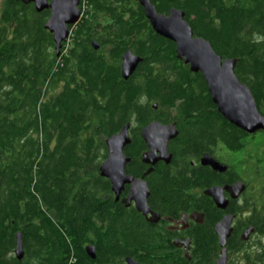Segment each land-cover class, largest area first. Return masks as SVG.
Returning a JSON list of instances; mask_svg holds the SVG:
<instances>
[{
  "label": "trees",
  "instance_id": "16d2710c",
  "mask_svg": "<svg viewBox=\"0 0 264 264\" xmlns=\"http://www.w3.org/2000/svg\"><path fill=\"white\" fill-rule=\"evenodd\" d=\"M1 1L0 264H89L85 245L94 248L100 264H114V255L132 256V250L152 240L144 236L146 230L132 229L119 210L114 223L110 185L98 168L106 159L105 140L130 122L126 150L132 162L139 160L138 130L148 125L154 101L178 130L168 146L170 166L155 169L159 199L188 203L197 190L196 209L205 211L202 192L218 180L206 168H185L218 147L244 150L256 160L255 174L264 177V132L248 136L218 114L202 76L176 60L174 46L154 35L140 8L132 12L135 0H114L117 63L128 50L144 59L128 81L110 67L113 62L104 63L92 51L89 42L98 24L83 19L71 27L67 51L62 46L57 56L44 29L47 12ZM149 1L159 14L182 11L195 37L222 59L236 60L234 74L264 116V0ZM104 11L90 9L94 17ZM149 62L167 69L151 71ZM16 234L23 259H3L15 250ZM196 239L200 259V247L210 243L209 229H200ZM203 257L199 264L208 263V255ZM247 264L253 259L248 257Z\"/></svg>",
  "mask_w": 264,
  "mask_h": 264
},
{
  "label": "flooded vegetation",
  "instance_id": "af4514ba",
  "mask_svg": "<svg viewBox=\"0 0 264 264\" xmlns=\"http://www.w3.org/2000/svg\"><path fill=\"white\" fill-rule=\"evenodd\" d=\"M51 1L52 0H46L48 5L51 3ZM75 1H78L76 8L80 12L79 22L83 19H86L91 21L92 24L99 25L94 34L95 38L93 40H90L89 42L92 51L96 52L98 56L103 59L104 63L108 61V63L113 62L110 67H112L116 71L119 70L121 75V61L124 53L121 55L119 64L117 63L116 55L114 57V24L117 22V18L114 17V0L98 2H90L89 0ZM159 1L161 0H155V2ZM20 3L22 5H28L33 7L35 11L33 3ZM135 3L137 6L133 7L132 12L134 11V9L140 8L142 10L141 12H143L144 15V11L138 4L137 0H135ZM100 7L108 9V12H100V14L94 17L92 12H90V9H99ZM171 9L174 8H170L169 11ZM169 11L166 14H158L167 16ZM42 12H47L48 19L50 15V10L46 9ZM129 15L130 13H128V16ZM144 19L148 23L145 18V15ZM154 35L157 36L155 33ZM142 36L148 37L150 36V34H144ZM157 37L164 41L165 45L169 44L172 47L174 46L173 53L176 57L175 45L166 39H163L159 36ZM92 43H95V49L93 48ZM131 54L141 59V62L139 64H141L144 60L132 52ZM110 57H113V59L111 60ZM177 61L182 62L179 60ZM147 65L148 69L151 71H161L167 69V67L164 68L163 65L160 63L149 62ZM138 66L136 67V69L138 68ZM130 78L131 77H129L126 81H128ZM159 104L161 103H159L158 101H154L150 104L152 114L149 116V118H147V120H149L148 125H150L151 123H158L162 126L174 125L175 129L177 130V123L167 122V118L165 116L166 112L159 108ZM128 124V136L129 140H131L130 130L133 128L134 125L132 122ZM185 124L187 123H181V125ZM142 129L143 128L138 130L139 137L140 131ZM172 141L168 143V146ZM128 146H131V141L123 150L124 157L129 160L124 168V175L126 177L132 178L133 181L136 180L145 183L148 189L146 205L151 211V213L155 215V217H157V221L151 222V215L148 214L147 216H144L142 213L136 210L135 201L128 200L129 196L133 192L141 196L143 191L142 186H137L135 188L132 187L131 184H124L118 197H116L115 194L112 192L111 185L109 183L112 197L114 223H116L118 220L117 216L119 215V210V212L124 213V216L130 218V223L133 224V227H135L132 229L137 230L139 233H142L140 229L146 230L147 233L144 236L152 238V240H147L145 243H143L144 246L142 248L132 250L130 252L132 256L118 258L117 255H114V264H127V260H131L133 264H199V260H204L205 257L203 256H205L206 254L208 255L207 264H216V262L220 258L221 248L219 247L218 237L215 233L214 228L224 217L227 216L232 218V233L225 245V264H247L248 257L253 259V264H264V187H261L260 189L256 190L254 188L255 185H251L252 182L244 181L238 172V168H244L245 165L248 164L247 160L250 161V164L255 165V158L251 156V158L248 159L247 154L244 150L238 152H227L224 149L218 147L216 150L213 151V153L205 155H209L217 163L225 166L226 171L224 173L214 172L209 167H202L199 161L198 164L194 161L189 162V166L185 168V171L194 172L198 168V166H200L203 169L206 168L209 171V175H213L215 177L213 180H218V184L213 185L212 187L223 188L225 186H233L234 184L239 182L245 185V191L240 194L236 199H232L230 193L223 192L222 195L227 203L225 210L217 209L214 202L210 198L205 197L203 195V191L202 195L203 197H205V199H202L201 204L206 206V210L198 211L196 209L195 200V197L198 194L197 190L191 191L193 196L190 202L185 203L182 201H178L177 205H172L164 199H159L158 195L155 194L154 191L156 190V185L160 181V176H155V169H159V171L161 172V166L169 167L171 161L168 165L164 164L163 162H157L153 166L143 164L141 161L142 155L148 152V148L143 142V148H140L139 160L132 162L130 160L129 154L127 153L128 149L126 150ZM53 148L54 146L52 145L51 149ZM225 154L231 155V159L229 158V161H231L230 163L224 161L223 158ZM241 154L242 156H240ZM148 171L150 172L148 175H146V172ZM170 171H174L177 174L180 173L178 169H170ZM255 173L256 172L254 171L253 178H258L260 180L259 182H261L262 184L264 182V177L261 175H256ZM202 228L209 229L211 239L210 243L207 244L208 246L200 247L201 256L200 259H198L197 254L199 248L197 249L196 247V235L198 231ZM244 238H246V240H244ZM215 244L217 245V248H215ZM86 247L87 245H85V248ZM7 258L10 260L16 259L14 256V250H12L11 253L4 254L3 259ZM22 259L23 257L20 259V261ZM88 259L90 260L89 264H100L96 261V257L93 260L89 257Z\"/></svg>",
  "mask_w": 264,
  "mask_h": 264
},
{
  "label": "water",
  "instance_id": "95a60500",
  "mask_svg": "<svg viewBox=\"0 0 264 264\" xmlns=\"http://www.w3.org/2000/svg\"><path fill=\"white\" fill-rule=\"evenodd\" d=\"M22 3H33L35 11L41 13L49 9L50 15L44 29L52 36L54 50L58 56L62 44L69 36L71 27L79 22L80 12L78 1L75 0H52L48 5L46 0H14ZM144 11L152 31L159 37L166 39L175 45L176 59L188 66L190 73L200 74L207 87L212 104L218 114L231 126L244 132L248 136H254L264 132V116L258 110L255 100L249 88L240 83L234 74L236 60L222 59L215 54L210 44L202 38L195 37L189 24L184 20V13L180 10L171 9L168 15H159L154 6L148 0H137ZM95 49V43H92ZM141 62L130 51L122 56L121 78L126 81L133 75L136 67ZM129 124L125 125L118 134L105 140L107 158L99 166V175L109 181L111 190L118 197L124 184L132 187L142 186V195L131 193L128 200L135 201L136 210L144 216H152L151 222H156L157 217L151 213L146 205L148 189L142 181H133L124 175V168L128 163L123 155L124 148L130 143L128 136ZM178 133L174 125L162 126L151 123L140 131V138L148 148V152L142 155L141 161L145 165L153 166L157 162L168 165L172 156L168 153V143L177 137ZM202 167H209L214 172L224 173L226 167L217 163L209 155H203L199 160ZM151 171V170H150ZM146 172V175L149 172ZM141 184V185H140ZM245 191V185L241 182L233 186L212 187L203 192L205 197L210 198L217 209L225 210L226 201L223 192L231 194L236 199ZM232 218L224 217L214 228L221 248L220 258L216 264H225V245L232 233ZM246 240V238H244ZM85 253L90 259H94V248L87 246ZM14 255L17 260L23 257L20 234L15 236ZM127 264H133L127 260Z\"/></svg>",
  "mask_w": 264,
  "mask_h": 264
},
{
  "label": "rangeland",
  "instance_id": "374dc122",
  "mask_svg": "<svg viewBox=\"0 0 264 264\" xmlns=\"http://www.w3.org/2000/svg\"><path fill=\"white\" fill-rule=\"evenodd\" d=\"M1 2L2 1L0 0V3ZM256 135H258V134H256ZM256 135H254V136H256ZM240 156H242V154ZM229 158L231 159V155L225 154L223 159H224V161H227V163H230L231 161H229ZM247 162H248V164L245 165L244 168H241V167L238 168V172H239L240 176L243 178L244 181L252 182L251 185H253V186L255 185L254 188L256 190L260 189L261 187H264V182L261 184V182H259L260 180L257 177H256L257 179L253 178L254 165L250 164L249 160H247Z\"/></svg>",
  "mask_w": 264,
  "mask_h": 264
},
{
  "label": "built area",
  "instance_id": "2783aa9c",
  "mask_svg": "<svg viewBox=\"0 0 264 264\" xmlns=\"http://www.w3.org/2000/svg\"><path fill=\"white\" fill-rule=\"evenodd\" d=\"M69 40H70V37H68L65 43L63 44V49H62L63 53L67 51Z\"/></svg>",
  "mask_w": 264,
  "mask_h": 264
}]
</instances>
